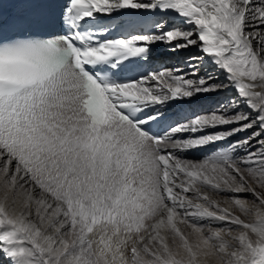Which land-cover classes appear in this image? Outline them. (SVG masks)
Here are the masks:
<instances>
[{"label":"snow or ice","instance_id":"snow-or-ice-1","mask_svg":"<svg viewBox=\"0 0 264 264\" xmlns=\"http://www.w3.org/2000/svg\"><path fill=\"white\" fill-rule=\"evenodd\" d=\"M12 2L5 35L0 0V264H264V0ZM126 15L159 19L113 27ZM158 43L198 54L130 67ZM220 94L211 112L168 115Z\"/></svg>","mask_w":264,"mask_h":264},{"label":"bare ground","instance_id":"bare-ground-1","mask_svg":"<svg viewBox=\"0 0 264 264\" xmlns=\"http://www.w3.org/2000/svg\"><path fill=\"white\" fill-rule=\"evenodd\" d=\"M126 16H131V15H126ZM174 19H178L177 17L175 16H168L166 19L168 21H172L174 23H179V21L175 22ZM159 19V17L156 18V20ZM162 45H166V48ZM157 48L160 49V53L162 54V57L158 60V66L157 68H161L162 65H165V67H169V65L167 63H165V60H162L163 57L166 55L165 54H170L171 55V58L168 57V62L170 61H174V65H180V66H183L184 65V62L188 59V57L192 56L190 53L187 52V50L189 49H193V48H189L187 50H183V51H180V52H172L170 51V46L165 44V43H158L156 44ZM166 49V50H165ZM165 53V54H164ZM169 55V56H170ZM167 59V58H166ZM208 70L212 71L213 70V66L212 65H208ZM215 74V73H214ZM221 79H223V77L221 76L220 77ZM233 93H229V95H232ZM223 99V95L220 94V95H206V96H200L196 99H193L191 102H190V107L193 109V115H195L196 112L198 113H208V112H211L212 111V108L215 107V105L218 103L219 100ZM186 103H177V104H173L169 109H168V114L169 113H175L176 111L174 109L176 108H179V107H183ZM204 110V111H203ZM201 111V112H200ZM176 120H179V119H183L184 116L181 115L180 113H177L176 112ZM200 153V152H197V151H193V152H190L188 153V156L191 157V156H197V154ZM192 159V158H191ZM231 195V194H226V193H220V194H213L212 195V198L213 199H216L218 201H220L222 203V206H229L230 205H224L223 204V201L225 199H227V197ZM241 196L243 197H247L249 203H251L254 199L253 197V194L252 193H243L241 194ZM236 214H239V212H236ZM213 227H218V223H214L212 225ZM183 228V226H181ZM186 232H187V229H184Z\"/></svg>","mask_w":264,"mask_h":264},{"label":"rangeland","instance_id":"rangeland-1","mask_svg":"<svg viewBox=\"0 0 264 264\" xmlns=\"http://www.w3.org/2000/svg\"><path fill=\"white\" fill-rule=\"evenodd\" d=\"M173 20H174L175 22L179 21L178 19H174V18H173ZM162 46H164V45H162ZM164 47L166 48V45H165ZM165 50H166V49H165ZM187 52L190 53L192 56L198 54L197 49H195V48H193V49H189V50H187ZM164 54H165V53H164ZM165 55H166V57L164 56L162 60H165V63H167V64L169 65V67H172L173 64H174V61H170V62H168V57L171 58V55H170V54H169L170 56H169L168 54H165ZM166 58H167V59H166ZM212 110H213V108H212ZM203 111H204V110H203ZM200 112H201V111H200ZM204 112H205V111H204ZM204 112H202V113H204ZM195 114H198V112H196ZM201 155H202V153H198L197 156H195V158H194V156H191V157H189V158L196 159V158L200 157Z\"/></svg>","mask_w":264,"mask_h":264}]
</instances>
